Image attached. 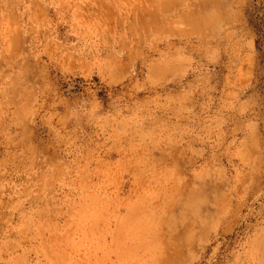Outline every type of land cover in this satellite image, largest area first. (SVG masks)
<instances>
[{"label":"rangeland","instance_id":"374dc122","mask_svg":"<svg viewBox=\"0 0 264 264\" xmlns=\"http://www.w3.org/2000/svg\"><path fill=\"white\" fill-rule=\"evenodd\" d=\"M0 264H264V0H0Z\"/></svg>","mask_w":264,"mask_h":264}]
</instances>
